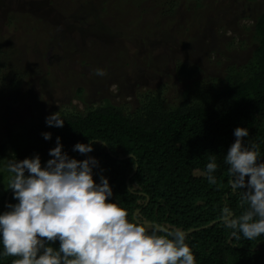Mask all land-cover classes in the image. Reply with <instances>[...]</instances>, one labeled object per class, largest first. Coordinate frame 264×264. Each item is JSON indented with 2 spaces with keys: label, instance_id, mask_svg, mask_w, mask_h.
Wrapping results in <instances>:
<instances>
[{
  "label": "trees",
  "instance_id": "1",
  "mask_svg": "<svg viewBox=\"0 0 264 264\" xmlns=\"http://www.w3.org/2000/svg\"><path fill=\"white\" fill-rule=\"evenodd\" d=\"M132 2L134 9H140V0ZM168 12L164 9L162 14ZM253 36L257 45L249 60L228 67L223 78L204 82L196 78L198 66L176 62L178 77L187 84L178 103L146 93L132 112L109 103L85 113L59 111L65 120L62 128L46 126L44 114L33 115L19 128L8 127V140L0 142V158L22 160L39 154L43 166L59 136L69 156L84 159L72 146L97 140L88 153L99 161L93 179L98 182L99 174L109 179L113 202L128 212L131 221L138 219L149 228L183 229L196 264H264V235L254 240L236 239L219 219L225 205L236 216L243 211L238 192L229 187L228 166L224 164L236 127L248 128L249 136L244 139L257 146L264 160V9L256 18ZM4 44L11 42L0 38V95L8 89L10 69ZM45 131L51 132V140L43 139ZM212 158L218 165L215 185L201 174ZM5 172L0 171V181ZM8 194V203H15L6 188L0 193V212L6 210ZM14 259L0 256V264H12Z\"/></svg>",
  "mask_w": 264,
  "mask_h": 264
},
{
  "label": "rangeland",
  "instance_id": "2",
  "mask_svg": "<svg viewBox=\"0 0 264 264\" xmlns=\"http://www.w3.org/2000/svg\"><path fill=\"white\" fill-rule=\"evenodd\" d=\"M200 1L140 0L134 9L132 0H0V38L11 42L2 47L10 69L0 142L8 127L33 115L107 103L132 112L146 93L178 103L187 86L177 74L180 60L198 66L204 82L245 64L264 1ZM97 68L106 74L96 76ZM7 160L0 158L1 172ZM8 178L5 172L0 193Z\"/></svg>",
  "mask_w": 264,
  "mask_h": 264
},
{
  "label": "clouds",
  "instance_id": "3",
  "mask_svg": "<svg viewBox=\"0 0 264 264\" xmlns=\"http://www.w3.org/2000/svg\"><path fill=\"white\" fill-rule=\"evenodd\" d=\"M94 74L106 73L97 68ZM64 122L59 111L45 116L48 127L62 128ZM41 135L52 139L51 132ZM233 136L224 164L243 211L236 216L225 205L219 219L232 237L254 240L264 235V160L244 139L248 128L236 127ZM96 141L72 146L84 159L69 156L57 136L43 166L39 154L6 161L7 190L15 203L0 212V256L16 257L12 264H196L186 231L131 221L113 202L109 179L103 174L93 179L99 161L88 153ZM217 167L212 158L201 173L211 185L217 183Z\"/></svg>",
  "mask_w": 264,
  "mask_h": 264
},
{
  "label": "water",
  "instance_id": "4",
  "mask_svg": "<svg viewBox=\"0 0 264 264\" xmlns=\"http://www.w3.org/2000/svg\"><path fill=\"white\" fill-rule=\"evenodd\" d=\"M128 156H130V155H128ZM136 171V170H135ZM134 171V172H135ZM127 182H128V180H127ZM8 200H9V194L7 195V197H6V204L8 203ZM138 213V210H136L135 211V213H134V215L136 216V214ZM147 223H150V222H147ZM163 228V227H162ZM190 231H192V230H190Z\"/></svg>",
  "mask_w": 264,
  "mask_h": 264
}]
</instances>
